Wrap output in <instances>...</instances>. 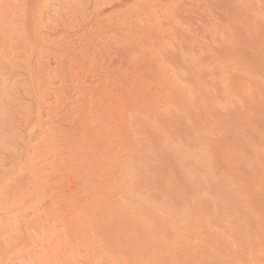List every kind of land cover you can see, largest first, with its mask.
I'll list each match as a JSON object with an SVG mask.
<instances>
[{
  "label": "rangeland",
  "instance_id": "374dc122",
  "mask_svg": "<svg viewBox=\"0 0 264 264\" xmlns=\"http://www.w3.org/2000/svg\"><path fill=\"white\" fill-rule=\"evenodd\" d=\"M123 1L132 9L139 7L141 11H145L150 8L151 12L152 3H154L153 13L156 11L157 17H160L159 13L165 9L164 5H169L166 4L165 0H157V2L160 1L159 3L156 2L157 5L153 0ZM0 2L12 4L13 0ZM110 2L106 0L101 6L102 16L114 18L113 20L116 22L123 9ZM262 3H264V0H179L176 5L168 6V9L170 8L168 18L173 22V29L176 30H173L174 33L176 32L175 35H173L174 33L171 35L173 36L171 40L175 36L173 42L170 39H165V41L170 40V43L168 41L164 43V40L160 41L162 39L156 33L136 31L132 36L133 38L138 37L137 40L142 45L140 44V46H137L138 48L127 53H123L121 50H113L112 53L104 51L108 56H105L104 52L100 54L102 55L101 61L99 60L100 57L97 56L99 57L97 58V64H101L103 61V66L108 68L105 70V67H103V71H96L95 73L98 75L94 73L85 74L90 84H92L91 82H97L99 75L107 78L110 76V79L106 81L110 80L111 85L114 83L113 86L117 90L110 85V89H112L110 96H113L108 98L106 102L103 101L104 105L98 102L99 112L94 110L91 120H84L85 123L80 125L76 131L73 129L74 133L71 129V136L74 135V140H78V138L81 140L82 138L84 141L85 149L88 151L85 159L90 156V159H88L91 161V163L86 164V167L89 166V175H82L83 178L85 177L84 180L88 178L89 180L86 179V181L89 182H85L81 176L82 182L80 183H84L83 187L86 188L93 182L90 190H95V187H98L97 184H101L102 187L99 186V191H97L98 187L95 191L92 190V193L90 192L92 196L97 194V201L98 196L101 200L95 201L96 204L99 203L95 208L98 209V205H100L102 208L107 207L110 210L109 203L104 201L106 197L104 199L101 193L107 191L103 190L105 189L103 183L106 182L108 176H114L117 172H110V167L106 162L103 163L106 161L103 156L107 155H104V153L112 150L111 153L118 154L121 150L124 152L125 149L124 153H126L127 150L132 148L131 154L134 153V158H131L132 162L130 161L128 168L134 172L138 168L139 174L136 180L133 181L131 190L133 195L131 198H134V195L136 197H148L151 194L157 204L169 210L179 213L187 212L190 215L195 211L194 201L200 200L202 202L205 214L203 216L191 215L197 230L195 235L197 237L195 239L196 247L192 250L196 253V261H215L217 264H225L226 261L221 258L224 255L223 247L225 246L223 238L231 236L235 230L231 220L227 217L231 212H236L245 221L251 235L264 239V210L261 206L260 193L255 188V183L260 177V168L261 166L264 167V60L260 55L264 42V18H262L264 17V8L261 7ZM22 7L24 8L23 3L20 9ZM162 7L163 9H161ZM0 19L1 23H5L2 28L7 27L12 30L16 26L10 16L7 22L2 14H0ZM246 22H249L247 27L243 25ZM60 29L58 28L59 31ZM151 50L156 51V55H158L157 52L160 53L162 56L161 63L164 64V60L167 64H164L166 67L172 66L170 70H174L172 73L175 72L176 75L180 67L184 66L183 68H185L187 74L185 81L182 80V82L179 79L182 78L180 74L177 75L178 77L175 76L180 80L178 81L179 84L182 82L181 87L183 86L190 91L191 103L186 104L179 98L169 106L160 105L162 102L159 101L169 91L167 88L165 89V86L162 87L164 90L156 88L157 78L155 74L153 75L154 72L152 73V70H150L153 66L149 67L143 59L147 56L146 53ZM161 56L159 57L160 60ZM133 63L137 67L133 66ZM143 64L147 66L144 67ZM33 67L31 65L32 70L30 69L28 72L31 73V83L38 79L37 75L39 76L36 73L37 78L34 77L35 72L33 71L35 69L33 70ZM124 71H126V75L129 73L130 76H124ZM132 71L133 76L138 75L137 80L127 78L132 76ZM136 71L138 74H136ZM236 74L243 75L244 82L242 84L239 81L228 83L225 80L231 75L236 77ZM114 75L118 76L115 77ZM139 77H142L141 80ZM112 80L117 81L112 82ZM133 81H136V83ZM13 82L11 83L10 80L8 81L9 84L6 83V88L3 89V94L5 93L4 103L0 106V159L3 160H0V167L3 168V170L0 168V171L4 172L6 170L7 173L4 172L6 174L16 170L18 173L23 172L21 173L24 178L23 181L25 180L24 182H27V186H29V181H27L29 180V174L25 165L31 155L28 156L26 151L20 147V140L11 138V134L17 131L16 134L18 135L24 134V130L29 133L32 129H36V124L33 121L35 119L33 116V118L27 120V124L23 125L21 123L24 116L22 114L28 111L25 109L32 102L29 104L30 100L28 98L30 95L26 88H14L15 81ZM250 82L254 84L253 89L251 88L252 91L247 90L244 95L239 96L244 86H248ZM144 84L145 86L147 84V87L143 86ZM149 86L152 91H149ZM143 87L146 88V93L141 90ZM15 89L17 93H15ZM245 89L243 92H245ZM17 99H19V102ZM101 106L105 109L101 110ZM9 115L12 117H9ZM124 119L125 122L127 121L126 130L128 133L126 130L124 131L125 128L122 129L123 123L121 124V121L123 122ZM9 120L14 121L11 122L13 126L10 125ZM8 126L11 128V132H8L7 129H10ZM16 128H20L21 131L23 129L24 133ZM97 128H101V130ZM104 131L111 137L100 136L102 134L99 132L103 133ZM84 136L87 138V143ZM14 137L16 136L14 135ZM102 138H108V140L104 139V142ZM187 138L196 140L197 145L193 146L187 143ZM107 144L111 149L105 146ZM112 146L115 148L113 149ZM158 147L160 151L157 150ZM10 148L14 151H11ZM105 148L110 150L108 151ZM101 151L105 152L99 153ZM94 152L100 154L103 161L98 154L93 155ZM123 152L121 151V154ZM7 153L10 156L16 155L19 160H17L19 163L16 162L12 171L10 170L13 165H11L10 159L8 160ZM91 154L95 157V161H92L94 159L91 158ZM202 155H205V164L209 165V169L204 172L201 170L202 159L200 158ZM97 159L101 160L100 162L97 161L99 167H96ZM89 164L94 166L92 167ZM5 168H8V170ZM102 169L105 171V174L103 171V177L109 174L104 180L105 182L102 181L104 179L101 176ZM94 172L100 174H96V176L99 175L100 179L94 175ZM59 173L58 175H60ZM115 176L117 177L118 173ZM167 177H171L175 181L170 187L166 186ZM92 178L99 180L92 181ZM117 179L114 178L113 181L120 183L121 179ZM95 183L96 185H94ZM65 184H63L64 187L67 186ZM81 184L79 185L80 189ZM71 185L75 190L77 189L75 183ZM13 186L14 183L9 182L4 188L0 187V209L3 206L11 208L17 205L25 208L31 204V201L27 198L19 200L23 191L21 190L22 186L18 189L16 186L13 188ZM180 190L187 192L190 196L180 195ZM107 192L106 194L111 196L110 192ZM107 204L108 206H106ZM100 208V211L103 210L107 213L109 211ZM104 212H101V214L99 212L98 217L105 215ZM117 213L119 214V212ZM115 216L114 221L111 217L110 222L112 221V224L108 223L106 225L105 223L104 227L100 222L101 218L95 220L98 223L97 227L101 223V228L104 231L100 226L99 229L103 231L104 238H107L112 244L115 241L127 239V247L135 255V259L149 263L154 249L152 248L154 245L153 240L157 238L155 232L137 227L133 219L136 215L130 216L129 213L124 218L119 216L121 223L118 222L119 220L116 221L118 219L117 214ZM122 219L124 221H121ZM8 223L9 225L12 224L10 226L13 227V223H10V221ZM198 234L199 236H197ZM227 240L230 239L227 238ZM1 241L0 239V256L18 249L16 247L8 250V248H5L6 244L3 243L5 241ZM240 248L244 252V248L242 246ZM0 263L2 264V262Z\"/></svg>",
  "mask_w": 264,
  "mask_h": 264
},
{
  "label": "bare ground",
  "instance_id": "6f19581e",
  "mask_svg": "<svg viewBox=\"0 0 264 264\" xmlns=\"http://www.w3.org/2000/svg\"><path fill=\"white\" fill-rule=\"evenodd\" d=\"M0 1L4 2L5 0ZM104 1L106 0H13L11 5L16 7L13 10L14 17H10L16 26L12 30H9L7 27L2 28L5 26V23H1L0 19V106L4 103L5 93L3 94V89L5 90L6 83L10 80L11 83L15 81L16 86L14 85L13 87H25L30 95L28 98L30 100L29 104L32 102L29 105L30 108L27 106L29 109H25L29 112L27 111L25 114H22L24 116L21 119V123L23 125L27 124V120L34 117L33 121L36 124V129L29 130V133H26L24 130L26 135L23 129L21 131L20 128L16 129L24 134H16L18 131L11 134V138L20 140V147L26 151L28 156L29 154L31 155V158L29 156L25 165L29 174V180L27 181H29L30 185L27 186V182L23 181L24 178L21 174L23 172L12 171L16 162L19 161L16 155L10 156L7 153L9 156L7 158L8 160L10 159L9 161L13 165L12 168L9 167L12 172L6 174L5 169L8 170V168L4 169L6 173L0 171V187L4 188L9 182L14 183L13 188L16 186L18 189V187L21 188L22 186L21 190L23 191L19 200L27 198L31 201V204L25 208L17 205L11 208L3 206L0 209V239L5 241L3 243L6 244L5 248H8V250L18 247L16 251L7 252L9 254L0 256L2 264H179V262L185 260L197 259L196 253L192 251L196 247L195 239L197 237L195 235L197 234V230L196 224L191 219V215L203 216L205 214L202 202L200 200L194 201L193 206L195 211L190 215L187 212L179 213L157 204L151 194L147 195L148 197H136L134 195V198H136H131L133 195L131 191L133 181L136 180L139 174L138 168L136 172L128 168L132 162L131 160L134 158V153L132 152L133 154H131L132 148L129 147L130 149L126 153H124L126 149L124 152L121 150L123 154H121V151L120 153L117 151L120 154L118 155L116 152V154L111 153L112 150H110L111 148L107 144L108 146H105L109 147L110 151L105 148L109 152H99L108 155L103 156L106 160L103 163L105 164L106 162L110 167V172L113 171L112 173H114L116 171L118 173L117 177H120L117 179L115 176L117 173L114 175L115 177L111 175L109 177L108 174L105 182L104 180L107 176L104 175L105 177H103L104 169L101 170V176L104 178L102 181L105 183L99 182L103 183L105 187L103 190H107L108 192L101 193V190L100 193L104 196V199L106 197L104 201L109 203L110 206L108 204L106 206L110 210L107 207L102 208L100 205H98V209L95 208L99 203L96 204L95 202L97 201V194L96 196L91 195V191L94 190H90L93 182L90 183V187L86 186V188L83 187L84 183H80L82 182L80 179L82 175H89V166L86 167V164L91 163V161H89L90 156L88 157L89 159L87 157L85 159L88 151L85 149L86 145L82 138L81 140L80 138L74 140V135L71 136L73 129L76 131L80 125L85 123L83 122L84 120H91L94 110H99L98 102H106L108 98L113 96H110L112 94V89H110L111 81L109 80L110 84L109 81H106L110 79V76L107 78L106 76L100 77L99 75V77L97 76V82H91L92 84H90L85 74H96V71L100 70L101 72L104 70L103 61L101 64H97V58L100 57L99 60L101 61L102 55L100 54H103L104 51L112 53L113 50H121V52L127 53L138 48L137 46H140L141 42L137 40L139 39L138 37L133 38L132 36L136 31H146L150 34L156 33L162 39L160 41L164 40V43L169 42L171 37H173L171 35L176 31L173 29V22L168 18L170 9H168V6L176 5L179 0H165L166 4L169 5H164L165 9L161 8L164 12L162 13L161 11L162 15L159 13L160 17H157L156 11L153 13L154 3H152L151 12L150 8L145 11H141L139 7L132 9L123 0H107L123 9L116 22L113 20L114 18L102 16L101 6ZM153 1L156 5L160 2H157V0ZM22 3L24 4V8L20 9ZM243 25L247 27L249 22ZM61 27L62 29H60ZM174 38H172V42ZM165 39L170 40L165 41ZM153 52L154 54H152ZM155 52L152 50L147 52V56L143 59H145V63L149 67H154V69L152 67L150 70H152V73L154 72L153 75L155 74L157 78L156 88L160 89L165 86V89L167 88L169 91L159 101L160 103L162 102L160 105L169 106V104H172L173 101L179 98L186 104L191 103L190 91L183 86L181 87L182 80L185 81L187 76L185 68H183L184 66H181L178 71V74L182 77L179 78L182 81L179 84L178 74L172 73L174 71L170 70L172 66L166 67L165 65L167 64L164 60L163 63L165 65L162 64L161 54L157 52L158 56ZM104 54L108 56L105 52ZM260 55L264 60V42ZM160 56L161 60L159 59ZM146 64L145 66H147ZM31 65L35 67H33V70L35 69L33 71L35 72L34 77H36V73L39 74V76L37 75L38 79H36L37 77L34 78L37 81L33 79L35 83L33 81L31 83V73H28ZM133 66L137 67L134 63ZM107 68L105 67V70ZM125 72L124 76L126 75ZM131 74L132 76L127 78L137 80L136 77L138 75L133 76V71ZM136 74H138L137 71ZM136 74L134 73V75ZM127 75L130 76L129 73ZM121 77L123 76L121 75ZM236 77L231 75L225 78V80L228 83L239 81L242 84L244 82L242 74H236ZM139 78L141 80L142 77ZM12 79L14 80L12 81ZM104 81L106 82L104 83ZM114 81L112 80V82ZM133 82L136 83V81ZM112 84L115 85L114 83ZM66 87L68 88L66 89ZM145 87H147V84ZM145 87L140 89L146 93ZM253 87L254 84L250 82L248 86H244V89H247H245V92H243V89L239 96L244 95L247 90L252 91ZM16 89L15 93H17ZM162 89L164 90V88ZM150 90L151 87L149 86ZM15 93L13 92L12 94L14 95ZM20 95L22 96V94ZM13 98L15 100L14 96ZM101 105L104 104L102 103ZM101 107V110L105 109H103V106ZM16 111L18 114L17 109ZM10 115L9 117H12ZM9 122L14 121L9 120ZM122 123V129L125 128V131L127 121L125 122L124 119L123 122L121 121ZM8 128L10 127L8 126ZM7 130L11 132V128ZM104 132H99L102 134L100 136H110L106 131ZM126 132L128 133L127 130ZM84 140H86V143L88 142L86 137ZM105 140H108V138ZM186 142L193 146L197 145L194 139L187 138ZM112 148L114 149L115 147L112 146ZM157 150L160 151V148L158 147ZM97 154L93 153V155ZM93 155L91 158L94 159L92 161H95ZM98 155L101 157L100 154ZM100 159L103 161L102 157ZM200 159H202L201 170L203 172L207 171L209 165L205 164V155H202ZM97 161L100 162L101 160H96V167H99L97 166ZM90 166L93 167L94 165L91 164ZM0 168L3 170L2 166ZM93 171L95 170L93 169ZM96 174L99 173L94 172L95 176ZM23 175L25 176V174ZM98 176L96 177L100 179ZM113 177L117 180L121 179L120 183H115ZM84 178L82 176L83 180ZM86 179L84 180L85 182L89 180L86 181ZM96 179L92 178V181ZM166 180L167 187H170L175 182L171 177H167ZM72 183L76 184V190L71 185ZM63 184L67 186L64 187ZM80 184L82 186L81 189L83 188L84 190L80 189ZM97 186L102 187L101 184H97ZM98 187L95 188L97 189ZM255 188L260 193L261 206L264 210V167L262 166L260 168V177L255 183ZM99 189L100 187L97 191ZM106 192H110L112 197L109 194L107 195ZM180 192V195H189L183 190H180ZM100 197L102 196L100 195ZM98 201H101L99 196ZM100 207L105 211L106 209L109 210V215L107 216L108 213L103 210L100 211ZM99 212L100 214L101 212L105 213V215H100L101 221H99L103 224L102 227L105 226V223L106 225L110 224L112 218L114 221L116 214L118 217L116 221L119 220L118 222H120L121 218L119 216L124 218L126 214L128 216L130 213V216L136 215L133 219L137 227L155 232L157 238L153 240L154 245L152 248L154 249L151 261L145 263L136 260L135 255L127 247V239L115 241L112 244L107 238H104V229L101 228V223L99 222V226L103 231L99 229V226L97 227L98 223L95 222L96 219H100L98 217ZM7 215L10 217H8L9 219ZM227 217L231 220L235 230L231 236L223 238L225 246L223 247L224 255L221 257L222 260L231 262V264H264V239L251 235L247 224L236 212L229 213ZM9 221L13 223V227L10 226L12 224L9 225ZM121 221L124 220L122 219ZM227 238L230 240H227ZM241 246L244 248V252H242Z\"/></svg>",
  "mask_w": 264,
  "mask_h": 264
},
{
  "label": "snow or ice",
  "instance_id": "6c2138e0",
  "mask_svg": "<svg viewBox=\"0 0 264 264\" xmlns=\"http://www.w3.org/2000/svg\"><path fill=\"white\" fill-rule=\"evenodd\" d=\"M16 6L7 4V3H2L0 2V14L3 15L5 21L7 22V19L9 16L14 17V8ZM262 8H264V3L261 5ZM264 18V17H262ZM179 264H217L215 261H196V260H185L182 262H179ZM225 264H231V262H225Z\"/></svg>",
  "mask_w": 264,
  "mask_h": 264
}]
</instances>
